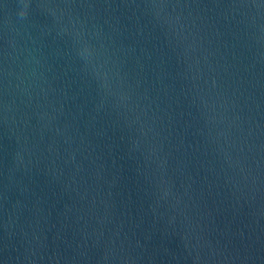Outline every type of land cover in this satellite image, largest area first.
<instances>
[{
  "label": "water",
  "instance_id": "95a60500",
  "mask_svg": "<svg viewBox=\"0 0 264 264\" xmlns=\"http://www.w3.org/2000/svg\"><path fill=\"white\" fill-rule=\"evenodd\" d=\"M0 264H264V0H0Z\"/></svg>",
  "mask_w": 264,
  "mask_h": 264
}]
</instances>
